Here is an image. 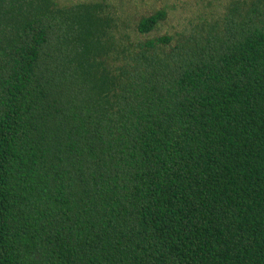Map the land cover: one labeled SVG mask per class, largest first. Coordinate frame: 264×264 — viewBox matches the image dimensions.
<instances>
[{
    "label": "trees",
    "instance_id": "obj_1",
    "mask_svg": "<svg viewBox=\"0 0 264 264\" xmlns=\"http://www.w3.org/2000/svg\"><path fill=\"white\" fill-rule=\"evenodd\" d=\"M115 25L0 0V264H264V0Z\"/></svg>",
    "mask_w": 264,
    "mask_h": 264
},
{
    "label": "rangeland",
    "instance_id": "obj_2",
    "mask_svg": "<svg viewBox=\"0 0 264 264\" xmlns=\"http://www.w3.org/2000/svg\"><path fill=\"white\" fill-rule=\"evenodd\" d=\"M229 0H56L61 7L77 3L103 2L109 6L110 15L116 25L113 36L118 39L121 35L128 36L133 43L144 42L148 39L162 36L177 39L180 33L190 29L193 24L211 21L224 14ZM161 10L166 17L150 34L143 35L137 31V25L144 17H149Z\"/></svg>",
    "mask_w": 264,
    "mask_h": 264
}]
</instances>
